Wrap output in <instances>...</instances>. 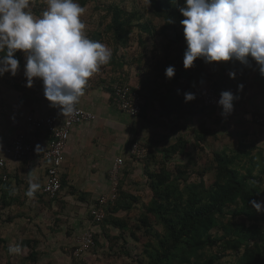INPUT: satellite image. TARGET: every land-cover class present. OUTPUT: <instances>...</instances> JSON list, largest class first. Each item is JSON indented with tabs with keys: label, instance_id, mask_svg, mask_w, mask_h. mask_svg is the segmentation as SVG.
I'll return each mask as SVG.
<instances>
[{
	"label": "rangeland",
	"instance_id": "rangeland-1",
	"mask_svg": "<svg viewBox=\"0 0 264 264\" xmlns=\"http://www.w3.org/2000/svg\"><path fill=\"white\" fill-rule=\"evenodd\" d=\"M176 2L181 7L185 4V0ZM78 3L86 9L81 20L86 26L84 32L87 37L105 44L112 51L111 61L100 66L99 71L89 78L85 89H103V92H108L107 87L116 83L140 86L145 84L148 88H141L145 89V106L150 103L155 107L163 100L162 96L172 94L179 99L184 98L186 92L196 96V99L186 104V109L182 112L160 120L155 131L148 130L147 139L133 137L127 140L128 145L134 141L139 142L148 152L140 159L131 157L127 152L118 155L123 159V165L118 178L117 197L120 187L127 196L126 199L129 195L135 196L138 202L129 210H119L114 214L128 223V228L124 231L108 226L103 221L94 225L95 244L83 258L88 264H148L147 252L150 245L156 241L153 234L161 235L164 231L154 214L147 215L152 230L150 234L145 231L139 220L142 217L143 205L148 204L152 196L147 177L144 175V167L158 170L163 159V147L183 137L188 141V153L184 156H173L165 163L171 170L179 163L186 165L188 182L199 181L200 173L211 162L212 151L224 150L230 153L237 148L240 141L255 158L258 166L254 174H257L260 165L264 164V76H261L254 61H251L250 66H245L238 61L205 63L198 58L190 69H185L183 59L187 45L183 27L177 31L181 34L178 40H172V34H162L164 19L153 14L151 0H78ZM115 3L127 10L138 11L141 14L139 22L149 23L154 27V32L147 33L134 26L126 45L117 44L109 28V8ZM30 8L33 14L39 17L47 9V0H30ZM22 56L20 68L15 76L10 73L0 76V138L7 132L11 133L17 127L21 116H25L28 110V107H25L28 104L27 99L32 95L34 97L36 91L43 90V82L39 78H34L31 88L26 86L23 53ZM166 56L168 60L173 61L172 66L175 68V75L171 79L166 78L165 70L161 69ZM229 72H234L235 78H230ZM189 81L191 85L187 88ZM241 84L243 90L238 91V85ZM210 87L219 89L220 92L228 90L237 96L231 114L223 116L221 107L211 108L202 104L203 91ZM182 102H185V99H182ZM202 107L204 112L200 111ZM188 110L197 112L189 114ZM143 111L141 114L145 112ZM255 115L262 117V122H257ZM167 125H170L169 129ZM198 135L203 136L202 140H198ZM106 176L108 178V170ZM202 177L208 184L212 180V173L205 171ZM9 178L6 180L14 183L13 177ZM65 185L53 199L43 195L41 189L35 193L34 198H29L23 192L25 188H14L10 193L12 197L17 198V202L10 205H3L0 191V264L78 262L72 257L75 240L73 223L78 220L82 227V221L88 217V206L95 202L96 197L92 198L90 201L93 202L90 203L88 198L92 194L78 192L67 181ZM262 188L264 189V174ZM262 201L264 198L259 202ZM256 214L264 228V212ZM234 220L248 224L244 216ZM220 234L221 231L217 228L211 231L213 236ZM17 245L20 246V251L10 253L9 247ZM217 252V249L212 247L208 254ZM33 254L35 256L32 258ZM237 257L235 252L228 251L214 264H230Z\"/></svg>",
	"mask_w": 264,
	"mask_h": 264
},
{
	"label": "trees",
	"instance_id": "trees-1",
	"mask_svg": "<svg viewBox=\"0 0 264 264\" xmlns=\"http://www.w3.org/2000/svg\"><path fill=\"white\" fill-rule=\"evenodd\" d=\"M151 3L153 14L164 19L162 34H172V40H178L181 34L177 31L182 28L180 21L184 19L179 12L181 6L176 0H151ZM109 12V28L117 44L126 45L134 26L147 33L154 32V27L149 23L139 22L141 14L136 10H127L115 3L110 5ZM22 57V53L18 51L16 58L20 63ZM165 58L162 70L173 64L167 56ZM107 89L111 93V89ZM182 99L184 98L171 97L166 102L160 101L159 110L169 116L180 110ZM202 108L200 111L204 112L205 109ZM188 112L191 114L197 111ZM197 138L200 141L203 136L198 135ZM187 144L185 138L179 137L163 148V159L158 170L144 167V175L147 177L152 196L149 203L143 205L142 217L139 220L145 231L150 234L152 230L147 215L154 214L164 231L161 235L153 232L156 241L150 245L147 252L148 264H214L228 251L238 255L230 264H264V228L259 222L257 211L251 205L252 200L259 202L264 198V164L262 163L258 173L254 174L258 165L240 141L237 148L230 153L224 150L212 151L211 162L200 173L199 181L188 182L186 165L179 163L171 170L165 163L173 156L186 155ZM205 171L212 173V180L208 184L202 177ZM65 184V176H61V188ZM0 185L3 205L17 202V198L12 197L11 189L1 177ZM119 191V196L116 195V199L107 206L103 222L124 231L128 228V223L114 214L119 210H129L138 199L130 195L126 199L127 196L120 187ZM239 216H244L248 224L244 221L236 222L234 219ZM214 228L221 231L219 236L211 235ZM212 247L217 249L216 254H208ZM34 256L35 254L31 257Z\"/></svg>",
	"mask_w": 264,
	"mask_h": 264
},
{
	"label": "clouds",
	"instance_id": "clouds-1",
	"mask_svg": "<svg viewBox=\"0 0 264 264\" xmlns=\"http://www.w3.org/2000/svg\"><path fill=\"white\" fill-rule=\"evenodd\" d=\"M85 7L78 0H47V9L38 17L30 8V0H0V76H15L20 68L16 58L24 54L26 86L34 78L43 82L47 101L60 114L71 116L84 93L89 78L107 65L112 51L105 44L92 40L84 32L81 16ZM186 42L183 66L190 69L198 58L205 63L238 61L250 66L254 61L264 76V0H185L179 8ZM175 75L168 66L165 76ZM229 72L230 78H235ZM243 85H238V91ZM185 102L196 99L194 93H184ZM237 96L222 91L218 105L222 115L231 114ZM25 195L34 198L40 185L28 181ZM257 212H264V201H251ZM20 246H10L18 253Z\"/></svg>",
	"mask_w": 264,
	"mask_h": 264
},
{
	"label": "crops",
	"instance_id": "crops-1",
	"mask_svg": "<svg viewBox=\"0 0 264 264\" xmlns=\"http://www.w3.org/2000/svg\"><path fill=\"white\" fill-rule=\"evenodd\" d=\"M188 84L187 88L188 86L190 87L191 82L189 81ZM111 87L109 88L111 89ZM140 87L142 89L143 87L146 89L148 88L145 84ZM84 93L85 94L80 97L78 106L92 110L96 114V119L88 123L75 125L71 129L70 137L64 152V161L61 166V176H65L67 183L70 186H74L78 192L87 193L89 195L92 194L88 198V201H90L92 198H97L98 195L104 193L109 187V181L106 176L107 170H109L108 168H110L112 162L118 155L123 152L129 153L131 144H126L127 140L133 137L147 139L148 130L155 131L160 120H166L165 118L173 116L176 112L166 116L164 112L159 110V105L155 107L154 105L151 106L149 103L144 107V113H140L136 117H130L116 109L110 100L109 91L103 92V89L97 91L95 89H84ZM171 97H173L172 94L166 97L162 96V102H166V100ZM27 101L28 104L25 106L28 107L27 113L30 111H34L41 115L58 113L57 108L52 107L50 102L44 97L43 90L36 91L34 97L32 95ZM187 103L188 102H182L179 104L181 108L178 111L182 112V110L186 109L185 106ZM260 112L262 113V111ZM27 113H25V115ZM24 117L25 116H21V119L17 123V127L13 129L11 133L7 132L0 138V151L11 141L13 136L24 131ZM167 128L169 129L170 125H167ZM162 130L165 131L166 129L162 128ZM47 139L48 136L43 133L32 135L31 152L20 162L7 163L5 168L0 169V177L7 183L11 191L14 190V188L20 190L25 188L23 192L26 193L29 187L28 181L32 179L33 182L40 185L39 191L36 193L40 192L45 181V169L47 166V161L42 157V152L48 145ZM169 144L171 143L167 145ZM167 145H165V147ZM88 150L93 151L89 152ZM3 175H6L4 179ZM11 176L14 180L12 184L11 180L10 182L6 180ZM65 186L66 185L62 186L61 190L64 189ZM0 191H2L1 185ZM91 202L93 201H90V203ZM74 222V238L83 228H93L95 225L91 222L89 216L82 221V227L81 224L78 223V220Z\"/></svg>",
	"mask_w": 264,
	"mask_h": 264
},
{
	"label": "built area",
	"instance_id": "built-area-1",
	"mask_svg": "<svg viewBox=\"0 0 264 264\" xmlns=\"http://www.w3.org/2000/svg\"><path fill=\"white\" fill-rule=\"evenodd\" d=\"M220 90L207 88L202 94V104L207 107H220L218 100ZM110 99L116 109L130 117L138 116L146 99L141 87L130 83H116L111 87ZM58 113L38 114L30 111L24 117V131L17 133L11 141L0 151V169L7 163H16L23 160L32 150L31 136L43 133L48 136L47 148L42 152V157L47 161L45 169V181L41 188L42 193L52 198L61 190V166L64 161V152L67 146L71 129L78 124H84L96 119V114L89 109L76 105V111L71 116H63ZM257 122L263 118L255 115ZM147 148L139 142H133L129 148V154L135 159L147 155ZM123 159L116 157L108 170L109 187L104 193L98 195L95 202L88 208V216L92 223L102 222L106 215V208L116 199L118 178ZM6 175H3V179ZM95 244V231L91 227L83 228L75 236L72 246V257L78 262L75 264H88L83 261L86 253Z\"/></svg>",
	"mask_w": 264,
	"mask_h": 264
}]
</instances>
